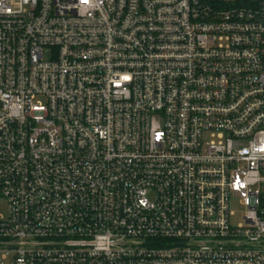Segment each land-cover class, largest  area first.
Masks as SVG:
<instances>
[{"label": "built area", "instance_id": "obj_1", "mask_svg": "<svg viewBox=\"0 0 264 264\" xmlns=\"http://www.w3.org/2000/svg\"><path fill=\"white\" fill-rule=\"evenodd\" d=\"M0 199V264H264V0H0Z\"/></svg>", "mask_w": 264, "mask_h": 264}, {"label": "rangeland", "instance_id": "obj_2", "mask_svg": "<svg viewBox=\"0 0 264 264\" xmlns=\"http://www.w3.org/2000/svg\"><path fill=\"white\" fill-rule=\"evenodd\" d=\"M6 207H7V204H6L5 199H0V215L6 214ZM231 210L234 212V216L231 218V223L232 224L239 223L241 220L240 216L242 214L243 208L241 206H239V204L237 202H232ZM10 258H11V256L8 255L6 258V261H5L6 264H8Z\"/></svg>", "mask_w": 264, "mask_h": 264}]
</instances>
